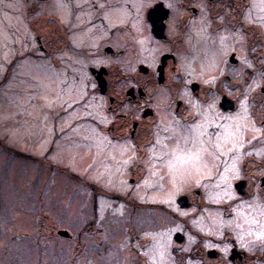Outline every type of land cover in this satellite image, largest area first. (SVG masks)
<instances>
[{"label": "rangeland", "instance_id": "374dc122", "mask_svg": "<svg viewBox=\"0 0 264 264\" xmlns=\"http://www.w3.org/2000/svg\"><path fill=\"white\" fill-rule=\"evenodd\" d=\"M254 1L260 13L264 3ZM36 6L44 15L31 16V28L25 26L21 0H0V264H134L139 254L144 264H229L226 230L246 247L264 239L258 238L264 223L258 201L238 202L236 215L230 217L223 208L197 210L184 201L180 207L185 209H180L176 203L179 196L177 202L183 197L187 201L198 187L209 202L225 204L238 195L232 183L241 177L240 132L250 120L237 114L227 121L214 104L205 105L208 117L188 136L181 137L180 131L163 175V147H144L142 156L129 139L114 141L101 130L108 122L105 100L89 94L93 83L87 64L68 52L67 12L55 14L51 2ZM53 15L57 20L51 26ZM203 19L199 25L208 22ZM39 22L47 25L38 27ZM87 40L74 41L80 47ZM205 40L200 55L187 47L186 61L198 59L196 78L211 85L221 75L219 64L242 36L217 40L207 34ZM211 127L213 137L203 138L201 133L209 134ZM225 129L236 137L225 141ZM218 136L222 150L215 146ZM190 137L193 144L186 147ZM262 145L256 152L264 154ZM201 148L206 151L199 170L179 163L169 167L180 150ZM251 220L258 223L246 222ZM136 239L132 248L129 242ZM173 248L180 256L171 257ZM216 248L224 256L214 259L203 253Z\"/></svg>", "mask_w": 264, "mask_h": 264}, {"label": "flooded vegetation", "instance_id": "af4514ba", "mask_svg": "<svg viewBox=\"0 0 264 264\" xmlns=\"http://www.w3.org/2000/svg\"><path fill=\"white\" fill-rule=\"evenodd\" d=\"M30 1L21 0L25 6V26L31 25V16L44 15L38 11V2H51L56 7L52 6L55 14L67 12L65 36L69 34L71 45L68 52L73 53L74 60L78 57L79 61L86 62L85 68L93 83L89 94L105 100L103 110L108 122L101 130L110 132L114 141L129 139L140 155L145 154L144 147H163L167 156L159 162L163 172L173 151L172 144L181 136L180 131L181 137L188 136L208 117L205 105L214 104L217 114L230 119L227 121L232 122L231 117L237 114L250 120V124L243 123L240 132L244 136L239 165L241 177L232 183L238 195L225 204L209 202L198 187L189 193L185 203L197 210L217 207L221 211L223 208L229 217L236 215L238 202L252 205L258 201L264 208V154L255 149L264 143V8L259 5L261 11L256 12L254 0H64L62 5L56 4L60 0ZM91 13L97 15L89 18ZM54 17L51 26L57 20ZM203 17L208 22L199 25ZM45 25L39 22L37 26ZM226 32L231 37L241 35L242 40L235 41L219 64L216 71L221 75L215 78V83L205 84L203 79L196 78L200 61L197 59L191 64L186 61L190 54L187 47L195 49L191 54L200 55L199 49L206 43L207 34L219 40L228 36ZM87 37V45L76 46V40L85 43ZM62 52L68 54L65 50ZM213 129L203 134V138L213 137ZM251 131L253 134L247 135ZM160 133L164 134L163 139ZM192 139L186 147L193 144ZM178 198L177 205L185 209L180 207ZM224 233L225 238L230 237V247L225 252L229 264H264V239L246 247L235 233L227 230ZM136 242L137 239L131 240L130 246L134 248ZM136 252L139 251L136 249ZM176 252L173 248L171 257L180 256ZM203 253L214 259L223 255L217 248L205 249ZM139 255L134 264H144L143 255ZM186 255L191 257L190 251Z\"/></svg>", "mask_w": 264, "mask_h": 264}, {"label": "snow or ice", "instance_id": "6c2138e0", "mask_svg": "<svg viewBox=\"0 0 264 264\" xmlns=\"http://www.w3.org/2000/svg\"><path fill=\"white\" fill-rule=\"evenodd\" d=\"M201 135H203V133H201ZM234 133L228 131L226 129L225 132V136L223 137V139L226 141L229 137L233 136ZM221 137H217V143H216V148L222 150V144L220 143L221 141ZM203 151H206V149L201 148L200 150H197L195 152L188 150V151H183L180 150V154L176 156V160L175 162H170L169 163V167H174L175 163H179V164H183V165H190L192 167H196L197 170H199V165L201 162V153ZM206 166V165H205ZM222 179H226V177H222ZM249 222L251 224H256L258 223L255 220H251V221H246ZM259 227L261 229L260 233H258V238L260 237H264V223H260Z\"/></svg>", "mask_w": 264, "mask_h": 264}, {"label": "water", "instance_id": "95a60500", "mask_svg": "<svg viewBox=\"0 0 264 264\" xmlns=\"http://www.w3.org/2000/svg\"><path fill=\"white\" fill-rule=\"evenodd\" d=\"M183 199H185V198L183 197V198H182V201H181V200L178 201V203H180L181 206L184 205V201H185V200H183ZM61 235L65 236V235H67V233H65V234L63 233V234H61ZM175 240H176L178 243H180V242L182 241V238H180V237L178 238V236H176V237H175Z\"/></svg>", "mask_w": 264, "mask_h": 264}]
</instances>
